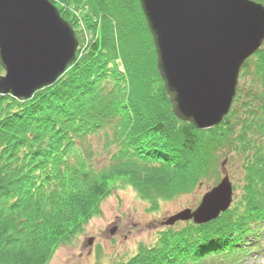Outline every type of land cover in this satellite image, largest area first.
<instances>
[{"label": "trees", "instance_id": "16d2710c", "mask_svg": "<svg viewBox=\"0 0 264 264\" xmlns=\"http://www.w3.org/2000/svg\"><path fill=\"white\" fill-rule=\"evenodd\" d=\"M100 9L97 35L53 84L24 101L0 95V264H43L97 212L106 177L126 173L143 185L141 176L152 183L137 188L141 197H167L217 180L228 155L242 161L231 208L205 224L167 226L114 264L237 259L264 234V46L242 68L251 84L219 125L201 131L172 113L139 1L102 0ZM107 126L106 146L116 150L103 169L86 161L83 143Z\"/></svg>", "mask_w": 264, "mask_h": 264}, {"label": "water", "instance_id": "95a60500", "mask_svg": "<svg viewBox=\"0 0 264 264\" xmlns=\"http://www.w3.org/2000/svg\"><path fill=\"white\" fill-rule=\"evenodd\" d=\"M138 1L173 115L199 130L217 126L231 108L240 70L264 42V4ZM77 47L73 27L50 0H0V67L5 72L0 75V95L29 99L66 71ZM231 201L232 185L224 175L195 210L186 208L162 224L190 219L203 224L216 219Z\"/></svg>", "mask_w": 264, "mask_h": 264}, {"label": "rangeland", "instance_id": "374dc122", "mask_svg": "<svg viewBox=\"0 0 264 264\" xmlns=\"http://www.w3.org/2000/svg\"><path fill=\"white\" fill-rule=\"evenodd\" d=\"M53 1L56 7L63 14H66L68 19L72 20L70 24L78 39L77 59L82 55L88 42L94 39L93 30L99 28L98 19L101 16L100 4L102 0ZM94 24L95 27L93 28ZM262 46H264V42ZM0 74H3L1 67ZM253 79L252 75L247 76L241 69L236 93H238L241 85L245 90ZM204 130L206 129L201 131ZM111 134V127L107 126L105 130L92 134L84 141L85 153L82 150L80 152L83 153V157L88 163L94 166H103V169L109 166L111 152L116 150L113 146H106L108 142L106 135L111 138ZM218 162L217 180L199 179V182L197 181L198 183L196 182L190 190L167 197L159 196L156 193L152 199L141 197L137 190L141 186L148 187L149 184H152L144 177L138 176L139 179H143L142 182H145H141L143 185H137L135 182L128 181L131 180V177L126 173H119L122 175L121 177L111 176L108 178L105 176V183L109 184L110 188L109 192L99 202L97 212L83 224L80 232L61 242L43 264H114L127 260L140 247L155 243L158 232L167 227L162 222L170 216L186 208L194 210L203 194L216 185L226 174L231 181L233 190L229 207L231 208L235 200L237 201L242 194V161L237 158H230L228 155L221 156ZM223 162L224 164L221 166ZM154 181L153 184H158L160 178L154 179ZM162 185H164L162 186L164 189L165 183ZM183 222H175L172 227H177ZM112 229H114L113 233H111ZM89 238H93L92 245L87 244ZM255 242L257 245L255 250L248 252L240 260H235L231 264H264V234ZM207 263L209 264V262ZM214 264L217 263L214 262Z\"/></svg>", "mask_w": 264, "mask_h": 264}]
</instances>
